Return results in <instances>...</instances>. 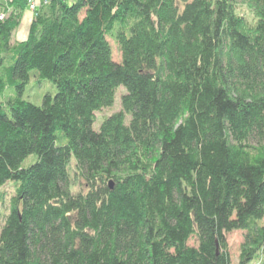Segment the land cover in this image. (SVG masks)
I'll return each mask as SVG.
<instances>
[{
	"label": "trees",
	"instance_id": "1",
	"mask_svg": "<svg viewBox=\"0 0 264 264\" xmlns=\"http://www.w3.org/2000/svg\"><path fill=\"white\" fill-rule=\"evenodd\" d=\"M30 1L0 0V264H232L233 208L264 264V0H38L14 38Z\"/></svg>",
	"mask_w": 264,
	"mask_h": 264
},
{
	"label": "rangeland",
	"instance_id": "2",
	"mask_svg": "<svg viewBox=\"0 0 264 264\" xmlns=\"http://www.w3.org/2000/svg\"><path fill=\"white\" fill-rule=\"evenodd\" d=\"M38 2V0H36ZM36 2V3H37ZM246 7V6H245ZM34 10H31L27 8L24 12L22 21L18 28L14 32V38L22 39L25 38L28 34L29 25L31 21V15ZM246 12L250 14V8L246 7ZM114 56L116 58L120 57V52L118 49V46L114 43ZM14 93L15 90H8V92ZM124 91V88L121 86L117 90V96L116 100L113 103V105L104 107L100 111L97 112V120L94 123V127H99L101 121L103 120L104 116L119 110L122 106L121 104V93ZM56 92V86L55 84L48 78H40L35 70H32L30 80L25 84L23 90H22V96L28 100H31L35 103L41 104L43 101V97L47 93L55 94ZM132 116L127 115L126 120L129 122L131 120ZM34 157L29 156L24 160V165L28 164ZM12 181H8L7 184H5L3 187L0 188V190L4 191V200L0 201V226L3 223L5 214L9 210V198L11 194L13 193V184ZM237 218V208H233L232 213L229 217L230 225L226 227L224 231V238L227 240L229 244V249L231 253V259L232 264H237L238 258H239V252H240V244L243 241L244 238V230L240 227H237L233 221H235ZM264 220V217H263ZM195 238L190 239V243H194Z\"/></svg>",
	"mask_w": 264,
	"mask_h": 264
},
{
	"label": "built area",
	"instance_id": "3",
	"mask_svg": "<svg viewBox=\"0 0 264 264\" xmlns=\"http://www.w3.org/2000/svg\"><path fill=\"white\" fill-rule=\"evenodd\" d=\"M36 0H31L30 1V4H29V8L31 9V10H34L35 9V7H36ZM4 16V12H0V17H3Z\"/></svg>",
	"mask_w": 264,
	"mask_h": 264
}]
</instances>
